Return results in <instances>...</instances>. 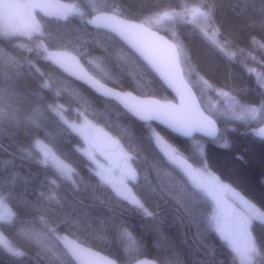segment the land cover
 Returning <instances> with one entry per match:
<instances>
[{"label": "trees", "instance_id": "1", "mask_svg": "<svg viewBox=\"0 0 264 264\" xmlns=\"http://www.w3.org/2000/svg\"><path fill=\"white\" fill-rule=\"evenodd\" d=\"M63 1L74 3L80 14L65 19L38 14L39 33L0 35V87L16 93L6 94L0 108L19 118V123L5 119L0 124V204L5 202L12 212L9 222L0 221V232L22 252L12 255L0 246V264H74L60 246L63 235L119 264L141 258L157 264H237L211 226L213 204L165 160L152 132L191 164L204 163L264 212V140L255 136L264 123V0ZM190 8L204 13L203 28L193 30L190 22L168 19L153 30L177 45L186 80L220 127L214 141L184 140L140 123L113 101L64 76L48 59L53 51L71 52L92 76L117 90L173 101L120 41L85 21L107 12L144 24ZM212 103L213 111L207 110ZM37 108L39 128L29 119ZM256 108L257 118L247 115ZM61 114L67 120L89 118L128 150L136 174L132 191L151 215L116 197L91 172L77 151L83 146L80 137ZM40 146L69 163L71 176L45 162ZM25 203L32 207L26 210ZM252 234L259 247L264 224L253 223Z\"/></svg>", "mask_w": 264, "mask_h": 264}, {"label": "rangeland", "instance_id": "2", "mask_svg": "<svg viewBox=\"0 0 264 264\" xmlns=\"http://www.w3.org/2000/svg\"><path fill=\"white\" fill-rule=\"evenodd\" d=\"M2 2H4V0H0V3ZM11 2L21 5H37V7H24L15 9L13 10L12 17L9 21H6L4 18L0 17V35L6 38L14 36L29 37L39 33L41 28L38 20V14L55 19H65L71 15L80 14V10L74 3L63 0H11ZM204 18V13L201 10L198 8H190L182 10L178 13H168L158 16V18L153 19L151 23L146 22L144 24L152 29H155V24L162 25L163 21L168 19H176V21H186L192 23V29L194 30V26L197 28H203ZM6 24H10L14 31L6 28ZM182 69L184 72L183 67ZM214 106L215 103H212L211 105L207 104L206 109L213 111ZM258 114V108H256L255 111H251V113H247V115L250 117L252 116V118H257ZM242 117L244 116L242 115ZM60 118L73 133L80 137L83 146L78 147L77 151L88 161L91 172L103 184L109 187L116 197L126 201L131 205L137 206L135 203H133V199L138 201L139 199L132 191V184L136 181V174L134 180L130 178L129 170H131L133 173H135V171L133 169L132 157L128 150L115 139L117 149L115 152H113L114 154L112 153L109 156L116 166H111L101 160L95 154L90 145L92 131L96 126L92 120L86 117H81L76 120H67L62 114ZM72 126L75 127V130ZM152 136L154 144L165 160L173 167L180 169L186 180L193 187L198 189L203 195H205L213 204V214L210 219L211 226L232 251L237 264H247V262L242 261L240 256L237 255L235 251H233V246H235L236 249H239L240 252H243L248 247V245L254 241L252 234L253 223L258 222L264 224V219L257 216L252 220L250 225L245 226L243 224V220L247 215V209L242 204H240L237 197L233 195V192L239 193L240 196L245 200H249L247 197H245L240 191L233 188L229 184L222 182L218 177H216L214 173L208 170L204 163L200 165L192 164V169H186L176 160L177 154L183 156L181 153H178L174 147L169 145L154 130L152 132ZM44 148L45 146H40L44 161L52 165L62 175L70 177L73 170L70 164L56 156L48 147L46 148L50 150V153L46 158L44 155ZM224 185L227 187H222ZM121 193H123V195ZM249 201L253 203L251 200ZM256 208L259 213H264L262 209L258 208L257 206ZM11 218L12 212L10 208L5 202L1 203L0 221L9 222ZM217 223L229 236L230 242L225 241L223 236L216 230ZM0 246L12 255H21L22 253L20 250L12 247L7 237L1 232Z\"/></svg>", "mask_w": 264, "mask_h": 264}, {"label": "water", "instance_id": "3", "mask_svg": "<svg viewBox=\"0 0 264 264\" xmlns=\"http://www.w3.org/2000/svg\"><path fill=\"white\" fill-rule=\"evenodd\" d=\"M85 24L94 30L104 31L113 35L131 53H133L158 79L162 86L172 95L173 101H164L154 97H139L130 92H122L92 76L82 65L79 58L68 51H53L48 59L52 65L64 76L87 87L97 96L113 101L123 111L140 123L154 124L168 133L184 140L200 137L214 141L219 137L220 127L202 109L199 99L184 76L180 63L179 51L176 45L163 34L153 30L147 25L121 18L115 14L99 12L85 21ZM142 52L147 55H142ZM183 98V103H182ZM153 102L173 105L179 116L190 126L193 121L201 124L199 130L185 134L177 130L170 121L163 118L144 119L133 111L134 108L150 109ZM204 117H208L212 124L209 125ZM214 129V134H213ZM264 129V123L256 129V138L262 140L257 133ZM90 145L95 154L111 166H116L108 153L117 149L113 137L101 126H95L92 131ZM176 160L186 169H192V164L184 157L177 155ZM60 246L74 264H119L112 258L89 248L72 237L63 235ZM131 264H157L153 260L141 258Z\"/></svg>", "mask_w": 264, "mask_h": 264}, {"label": "snow or ice", "instance_id": "4", "mask_svg": "<svg viewBox=\"0 0 264 264\" xmlns=\"http://www.w3.org/2000/svg\"><path fill=\"white\" fill-rule=\"evenodd\" d=\"M24 7L34 8V7H37V5H21V4L13 3L11 2V0H4V2L0 3V17L4 18L6 21H9L12 17L13 10L18 9V8H24ZM260 13H261V16H264V8L260 9ZM262 23H264V21H262ZM5 27L14 31V29L11 28L10 24H6ZM142 55H146V54L142 52ZM146 58H147V55H146ZM260 86L264 87V84ZM6 94L16 95L15 90L12 87H9V88L0 87V102L4 100ZM182 103H183V98H182ZM153 104L154 106L150 109H144V108L138 107V108H134L133 111H136L137 114L141 115L142 118L144 119L163 118L167 121H170L173 124V126L177 128V130L184 131L186 135L190 134L191 131L200 129L201 124L197 121H193L191 125L189 126L179 116L177 110H175L173 105L160 104L158 102H153ZM261 108L264 109V104L261 105ZM253 111H255V109H253ZM5 119L15 120L17 123H19V118L15 115L13 111H9L6 113L2 108H0V124H2V122ZM29 119L31 120L32 124H34L37 128H39L40 127V124H39L40 109L39 108L35 109L33 113L31 114V116L29 117ZM203 119L206 120L209 125L212 124V121L208 117H204ZM72 127L75 130V127L74 126ZM2 131L3 129L2 127H0V133H2ZM213 134H214V129H213ZM257 135L262 140H264V129H261L259 133H257ZM36 143L38 146L40 145L39 141H37ZM43 150H44V155L47 158L50 153V150L47 149L46 147ZM129 175L131 179L133 180L135 179V173L131 172V170H129ZM222 187L226 188L227 186L224 185ZM121 194L123 195V193ZM41 195L43 196L44 194L41 193ZM233 195L236 196L240 204H242L247 209V215L243 220V224L245 226L250 225L252 220L256 218L257 216L264 219V213H259L255 204L251 203L249 200H245L243 197L240 196L239 193L233 192ZM48 199L51 200L54 198L48 197ZM56 203L60 204V201H56ZM133 203H135L138 207H140L144 211L145 215H151V213L147 212V210L144 209V206L140 204L138 200L133 199ZM31 207L32 206L27 203H25L24 205V208L26 210L30 209ZM64 207H65L64 205H61V208H64ZM50 210L56 211V212L60 211V209H50ZM186 211H188L190 214L192 213L191 208H186ZM65 214L69 217L72 215L70 212H65ZM192 219H193V222H198L197 218L194 215L192 216ZM216 230L223 236V239L225 241L230 242L229 236L224 232V230L221 228V226L218 223L216 225ZM50 231L54 232L55 229H50ZM37 238H39V236ZM233 251H235L237 255L240 256L242 261L247 262V264H253L254 261H255V264H264V242H261L258 247L257 243L253 241L252 243L248 245V247L243 252H240L239 249H236L235 246H233ZM257 256L261 257L259 261H256Z\"/></svg>", "mask_w": 264, "mask_h": 264}, {"label": "flooded vegetation", "instance_id": "5", "mask_svg": "<svg viewBox=\"0 0 264 264\" xmlns=\"http://www.w3.org/2000/svg\"><path fill=\"white\" fill-rule=\"evenodd\" d=\"M110 154H112V153H108V156H109ZM113 154H114V153H113ZM109 158H110V156H109Z\"/></svg>", "mask_w": 264, "mask_h": 264}]
</instances>
